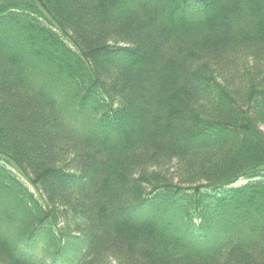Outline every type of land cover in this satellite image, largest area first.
Returning a JSON list of instances; mask_svg holds the SVG:
<instances>
[{"label": "trees", "instance_id": "trees-1", "mask_svg": "<svg viewBox=\"0 0 264 264\" xmlns=\"http://www.w3.org/2000/svg\"><path fill=\"white\" fill-rule=\"evenodd\" d=\"M0 264H264V0H0Z\"/></svg>", "mask_w": 264, "mask_h": 264}, {"label": "rangeland", "instance_id": "rangeland-1", "mask_svg": "<svg viewBox=\"0 0 264 264\" xmlns=\"http://www.w3.org/2000/svg\"><path fill=\"white\" fill-rule=\"evenodd\" d=\"M242 184H244V181H240V182L237 184V186H238V185H242Z\"/></svg>", "mask_w": 264, "mask_h": 264}]
</instances>
